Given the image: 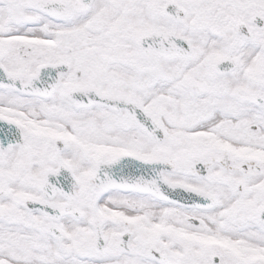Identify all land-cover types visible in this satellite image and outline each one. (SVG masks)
<instances>
[{
  "label": "snow or ice",
  "instance_id": "1",
  "mask_svg": "<svg viewBox=\"0 0 264 264\" xmlns=\"http://www.w3.org/2000/svg\"><path fill=\"white\" fill-rule=\"evenodd\" d=\"M0 264H264V0H0Z\"/></svg>",
  "mask_w": 264,
  "mask_h": 264
}]
</instances>
